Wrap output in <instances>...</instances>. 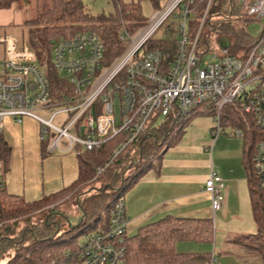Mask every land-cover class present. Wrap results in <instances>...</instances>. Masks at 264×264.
I'll return each mask as SVG.
<instances>
[{
    "label": "built area",
    "instance_id": "obj_1",
    "mask_svg": "<svg viewBox=\"0 0 264 264\" xmlns=\"http://www.w3.org/2000/svg\"><path fill=\"white\" fill-rule=\"evenodd\" d=\"M213 0H165L134 33L122 28L118 39L127 42L122 53L103 64L104 44L95 31L83 30L57 40L51 49L52 68L68 78L71 95L52 99L46 63L38 61L27 36L9 30L0 34V131L4 119L21 122L26 117L39 121V139L49 137L56 148L60 138L70 146L92 150L124 134L112 157L98 167L101 173L120 151L141 141L157 117L172 115L183 120L192 110L214 111L219 133V117L226 105L237 104L260 134L251 155L257 188L264 197V0H237L245 24L259 29L246 51L230 54L227 46L201 51L204 22ZM196 12H199L196 16ZM197 23H190L191 19ZM166 20L174 21L176 50L170 64L162 63V52L147 43ZM210 51V58L204 53ZM56 108L48 118L36 112ZM65 115L61 125L52 120ZM234 135L242 136L235 128ZM3 178L0 173V186ZM224 181L210 170L202 189L210 196L212 213L222 206ZM129 224L124 200L117 196L106 226L96 227L80 243L81 264H123V234ZM204 264H219L214 252Z\"/></svg>",
    "mask_w": 264,
    "mask_h": 264
},
{
    "label": "trees",
    "instance_id": "obj_2",
    "mask_svg": "<svg viewBox=\"0 0 264 264\" xmlns=\"http://www.w3.org/2000/svg\"><path fill=\"white\" fill-rule=\"evenodd\" d=\"M113 1L116 5L115 12L95 15L86 10L81 0H0V9L14 5L21 10L23 20L21 28L27 36L28 44L37 54L38 61L47 64L46 75L49 78L52 99L72 94V86L68 83L67 76L52 68L51 49L57 40L83 30L95 31L105 48L102 63L109 64L127 45V42L118 39L120 30L124 28L132 34L146 23L148 18L141 14L139 1L129 3ZM220 2L222 7L217 3L211 6L204 26H212V23H215L213 16H218L215 20L218 23L217 30L213 29V40L224 39L227 47L230 43L234 45L235 52L246 51L254 37L245 27V20L238 12L237 0ZM162 5L158 4L157 8ZM198 13L196 12V16ZM233 14L237 15L236 18H239L240 22L234 20ZM164 23L163 36L155 38L152 36L147 45L162 52V63L166 66L170 64L175 54L176 35L172 25L175 22L166 20ZM190 23H197V20L191 19ZM199 45L202 49L209 48L208 38L203 36ZM224 108L228 109V113L224 116L220 113L221 132L234 135L235 128L242 131L243 159L253 218L257 227L255 234L244 235L239 240L244 245L256 249L261 263L264 264V197L257 188L252 171L251 155L254 142L243 137L245 132L253 137L257 131L251 126L250 121L248 123L240 121L237 104L226 105ZM198 112L214 115V111H200L198 108L192 110L189 115ZM187 117L179 121L170 115L162 117V122L156 127L150 124L141 141L128 145L116 154L103 171L96 175L98 178L101 176L98 180L93 179L97 168L104 166L112 157L120 141L124 139V134H118L101 147L92 150L81 149L76 144L73 148L78 159V177L70 186L60 191L28 202L19 195L7 193L2 184L0 264H81L79 245L84 236L97 226L107 225L110 209L116 197L122 195L141 174L156 165L159 158L156 150L165 144L173 127L179 122L183 123ZM213 117L215 118V115ZM227 124L233 127L230 132L224 130ZM215 129L216 126L211 128V131L214 132ZM257 134L260 135L258 132ZM41 141L44 142L45 139ZM10 151L0 131L2 178L9 167ZM71 198H74V213L58 209L57 206ZM51 204L54 206L50 207ZM40 211H43L42 216L34 222L29 220ZM69 215L74 216L73 219H69ZM18 219H25L26 224L17 227ZM213 236L214 225L211 219L165 216L139 226L131 235L127 234L126 229L121 243L124 249L123 264H204L208 252H179L175 248L176 243L181 241L211 243Z\"/></svg>",
    "mask_w": 264,
    "mask_h": 264
},
{
    "label": "crops",
    "instance_id": "obj_3",
    "mask_svg": "<svg viewBox=\"0 0 264 264\" xmlns=\"http://www.w3.org/2000/svg\"><path fill=\"white\" fill-rule=\"evenodd\" d=\"M22 23L18 6L0 9V25L7 27L6 30L18 34L17 27L20 29ZM39 131L40 124L32 117L21 122L7 117L1 130L11 150L8 170L3 173V187L7 193L28 202L60 191L78 177V159L68 140L60 138L57 147L50 149L48 141L52 133L43 142ZM243 147L242 138L221 131L212 135V139L204 136L190 139L180 132L170 145L160 150L156 165L122 194L129 218L127 234L165 216L211 219L212 245L201 252H214L219 264H262L259 252L239 240L257 232ZM210 170L216 171L225 184L222 206L215 214L210 208L209 194L202 189Z\"/></svg>",
    "mask_w": 264,
    "mask_h": 264
},
{
    "label": "rangeland",
    "instance_id": "obj_4",
    "mask_svg": "<svg viewBox=\"0 0 264 264\" xmlns=\"http://www.w3.org/2000/svg\"><path fill=\"white\" fill-rule=\"evenodd\" d=\"M81 1L84 4L86 10L89 13L95 14V15L96 14H100V13L111 14V13L115 12V9H116L115 8L116 5H115V2L113 0H81ZM121 1L123 3H129V2H132V1L133 2L139 1L141 14L143 15V17H146V18H148L150 16V14L153 12V10L158 7V4L160 6L161 4H164V2H165V0H121ZM216 3L219 4L220 7H222V4H221L220 0H213L212 6L215 5ZM19 5H21V3H19ZM21 8H22V6H21ZM11 13H14V15H16L15 14L16 12H12L11 11ZM236 17H237V15L233 14L234 20L237 21V22H240V19L236 18ZM216 19H218V16H213V20H214L215 23H212V26H204L203 27V31H202V38H203V36L204 37L206 36L208 38V40H209V48L210 49L215 47V40H213V32H214L213 29L217 30V24L218 23H216V21H215ZM235 24L240 25V23H235ZM9 26H12V25H9ZM245 27H247V30L252 35H256L257 32H258V29H259V25L257 23H249V24L245 25ZM6 28L7 27L0 25V34L5 32ZM17 29H18L17 32H20V33H18V35L21 36L22 32L24 33L23 28L19 29V27H17ZM162 29H163V27H160L154 33L153 38L162 37L163 36ZM15 34H17V33H15ZM204 50H206V49H202L201 48V51H204ZM228 51H229L230 54H232V53L234 54V53L238 52L239 50L235 52L234 45L232 43H230V45L228 46ZM3 55H4V53H3V45L0 43V59L3 57ZM203 55H204V58H208L209 59L210 58V51L205 52ZM54 110H56V108L52 107V108H49V109L44 110V111H37L36 113L38 115H40L41 117H43V118H48L49 115ZM227 110L228 109H226V108L222 109V111H221V114H223L222 116H224V115H226L228 113ZM231 110H233V109H231ZM213 114H215V113H213ZM213 116L214 115H212L210 113H204V112H198V113H193L192 115H188V117L186 118V120L183 123L180 124V122H179V124L177 123L173 127L172 131L170 132V136L165 140V144H163L162 148L165 145L172 143L173 139H175L178 136V134L181 131V129H182L183 135H186V137L190 138V139H192V138H196L197 139V138H200L201 136L209 137V138L212 139V135H213L212 133H214V135H215V132H212L211 128L217 126V122L215 121V118ZM239 116H240V121H242L244 115L241 112H239ZM64 117H65V115H59V116L57 115L52 120V122L54 124L61 125V123H59V119L64 118ZM162 120H163L162 117H157L154 120H152L151 124L154 127H156V126L160 125ZM37 122L39 123V121H37ZM243 126L245 128H247L246 125H243ZM232 129H233V127L231 125H229V124H227V126L224 127V130H226V131H230ZM220 130H222V127H220ZM245 133L246 134L244 135V132H243V135H244L243 137H245V140H249L250 142H254V143L258 141L259 136H258L257 132L254 133L253 137H250L247 132H245ZM234 136H237V135H234ZM237 137H240V136H237ZM61 139H65V138H61ZM61 139H59V141ZM162 148H160V149H162ZM160 149L156 150L157 153H159ZM100 177L101 176H99V178L96 177V173H95L93 179L94 180H98V179H100ZM101 180H103V179H101ZM100 183H101L100 185L103 184L101 181H100ZM97 185H99V184H97ZM73 203H74V198H71V199L65 200L64 202H62L61 206H57V207H58V209L60 208V210H65V211H67L69 213H74ZM51 206H54V205L51 204L50 207ZM43 211H40L38 213L36 212V214L31 216L29 220L34 222L40 216H42ZM69 216H70L69 219L70 218L73 219V217H74L72 215H69ZM16 222H17V224H16L17 227H21V226L26 224L25 219H18ZM93 230L94 229L90 230L87 234L91 233ZM211 245H212V242L211 243L210 242L209 243H194V242L182 241V242H178L176 244V250H189V251L201 252L202 250H207L208 248H211Z\"/></svg>",
    "mask_w": 264,
    "mask_h": 264
},
{
    "label": "water",
    "instance_id": "obj_5",
    "mask_svg": "<svg viewBox=\"0 0 264 264\" xmlns=\"http://www.w3.org/2000/svg\"><path fill=\"white\" fill-rule=\"evenodd\" d=\"M219 43H220V46H222V47L226 46V43H225L224 39H220Z\"/></svg>",
    "mask_w": 264,
    "mask_h": 264
}]
</instances>
